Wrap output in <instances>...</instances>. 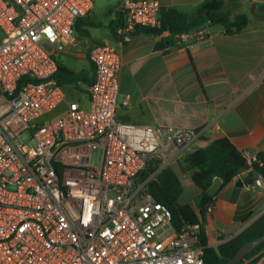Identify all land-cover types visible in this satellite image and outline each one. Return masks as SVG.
Masks as SVG:
<instances>
[{"label":"built area","instance_id":"2783aa9c","mask_svg":"<svg viewBox=\"0 0 264 264\" xmlns=\"http://www.w3.org/2000/svg\"><path fill=\"white\" fill-rule=\"evenodd\" d=\"M92 9L93 0H0V264H202L199 224L177 228L147 191L199 133L115 118L123 46L136 27L160 26L159 0H121L115 43L88 53L89 107L68 101L40 118L66 101L54 52ZM208 22L179 32L177 44L204 36ZM242 153L245 174L258 156Z\"/></svg>","mask_w":264,"mask_h":264},{"label":"crops","instance_id":"0c3cea01","mask_svg":"<svg viewBox=\"0 0 264 264\" xmlns=\"http://www.w3.org/2000/svg\"><path fill=\"white\" fill-rule=\"evenodd\" d=\"M203 1L159 0L160 7L174 6L188 13ZM239 1L242 7L236 12L246 13L249 19L239 32L227 33L222 23L208 22L205 35L190 40L187 46L160 47L158 43L169 31L152 34L138 26L123 46L116 120L184 127L199 133L168 162L173 170L177 166L190 176V183L184 185L176 173L183 186L178 201L183 204L194 206L201 190L191 179V169L178 163L182 155L223 136L240 151L258 153L264 148V0ZM120 2L117 0L107 21L99 22L92 18L93 0L90 14L76 20L83 31L74 24V40L54 52L57 64L60 61L75 75L68 80L64 71V83H60L66 101L58 106L64 104V111L68 101L89 107L88 86L94 79V67L88 53L97 43H115ZM241 174L222 186L213 210L199 220L209 246L231 239L264 213V179L260 185H239ZM195 211L198 213L197 208ZM256 264H264V251Z\"/></svg>","mask_w":264,"mask_h":264},{"label":"trees","instance_id":"16d2710c","mask_svg":"<svg viewBox=\"0 0 264 264\" xmlns=\"http://www.w3.org/2000/svg\"><path fill=\"white\" fill-rule=\"evenodd\" d=\"M161 24L158 27L140 26L139 30L152 34H159L169 31L158 45L169 47L176 45L177 34L183 30L190 29L206 20L211 23H222L227 33L239 32L249 24L246 13L232 12L224 7V0H204L195 9L188 13L174 6L161 7ZM116 21V20H115ZM117 22V21H116ZM76 29L83 31L80 22H75ZM115 27V26H114ZM64 71L68 74L66 79L74 80L75 75L58 61V72L56 78L59 83H64ZM258 160L253 162L252 170L241 174L247 167L246 159L239 149L235 147L228 137H219L211 141L204 148H199L182 155L178 163L183 169H195L191 174L194 184L201 190L199 197L195 200L194 206L178 201L183 191L182 183L176 172L166 166L159 171L147 183V191L154 198L166 204L171 210L172 222L179 228L184 223H198L205 215V206L209 203L214 205L216 195H210L207 187L215 175L223 180V186L232 180L236 175L241 174L239 185H251L257 173L264 176V148L257 153ZM187 167V168H186ZM151 173L146 169L140 176L145 177ZM197 208L198 213L195 209ZM264 233V213L231 239L222 242L217 247L207 244L202 228L199 226V239L203 245L202 264H223L235 251L246 241L254 239ZM264 251V242L256 246L254 250L246 254L236 264H256Z\"/></svg>","mask_w":264,"mask_h":264},{"label":"rangeland","instance_id":"374dc122","mask_svg":"<svg viewBox=\"0 0 264 264\" xmlns=\"http://www.w3.org/2000/svg\"><path fill=\"white\" fill-rule=\"evenodd\" d=\"M116 3H117V0H94V9H93L94 13H93L92 18L95 21H99V22L107 21L109 18L108 15L111 12V10L114 9ZM224 7L229 9L232 12H236V11H239L238 8L242 6L239 0H225ZM63 111H64V104H61L57 106L54 110L44 114L40 118L44 120L51 119L53 116L59 113H62ZM28 138H29L28 132L23 133V135L21 136L22 140H27ZM173 168H174V171L182 178L184 185H186L188 182L190 183L191 180L189 178L190 177L189 174H183L177 166H174ZM186 195H188V191L186 192Z\"/></svg>","mask_w":264,"mask_h":264},{"label":"water","instance_id":"95a60500","mask_svg":"<svg viewBox=\"0 0 264 264\" xmlns=\"http://www.w3.org/2000/svg\"><path fill=\"white\" fill-rule=\"evenodd\" d=\"M195 172V169H191L190 173L193 174ZM223 186V180L220 176L215 175L212 178L211 183L209 184V186L207 187V192L210 195H215L219 192V190L222 188ZM264 242V233L257 236L254 239H250L248 241H246L245 243H243L236 251L235 253L228 258L223 264H236L237 262H239L241 259H243V257L248 254L249 252H251L252 250H254L256 248L257 245H259L260 243Z\"/></svg>","mask_w":264,"mask_h":264}]
</instances>
